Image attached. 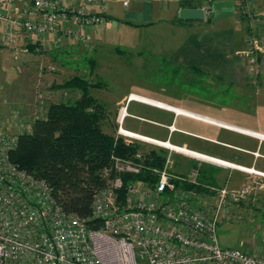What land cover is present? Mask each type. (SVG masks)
I'll list each match as a JSON object with an SVG mask.
<instances>
[{"label":"built area","instance_id":"built-area-1","mask_svg":"<svg viewBox=\"0 0 264 264\" xmlns=\"http://www.w3.org/2000/svg\"><path fill=\"white\" fill-rule=\"evenodd\" d=\"M105 1L0 0L3 39L15 45L20 35H29L40 41L52 37L59 47L63 41L88 46L92 32L105 22ZM235 1L238 18L256 15L254 0ZM249 39L253 73L259 42L253 36ZM127 117V106L120 108L117 134L168 151L163 166L145 168L139 162L141 153L128 160L111 156L102 169L105 185L87 217L65 211L44 180L11 162L18 137L31 128L19 134L0 126V264H264V254L222 248L217 238L228 210L251 196L249 186L232 192L225 186L202 184L198 169L174 175L172 155L198 164L206 161L172 149L185 147H165L159 141L126 133L123 123ZM168 129L175 131L174 126ZM142 173L147 180L137 178ZM124 177L130 178L124 183ZM185 184L202 191L186 190Z\"/></svg>","mask_w":264,"mask_h":264},{"label":"rangeland","instance_id":"rangeland-1","mask_svg":"<svg viewBox=\"0 0 264 264\" xmlns=\"http://www.w3.org/2000/svg\"><path fill=\"white\" fill-rule=\"evenodd\" d=\"M162 16L166 17V14ZM169 16L171 17L170 14ZM244 21L248 23L244 32V42L248 50L247 44L251 40L249 38L253 36L259 41L256 31L259 20L253 14L251 18ZM120 37L121 40L118 39L120 42L107 45L112 53H104L98 57L99 59H95L94 54L90 56L95 63L93 70L90 68L88 59L86 62H78L76 70L67 69L62 63H54L48 50H44L43 53L38 51L40 55H30L31 66L30 63L25 64L15 60L17 50H3L0 53V126L3 125L8 132L12 133L26 132V127L32 128L35 121L44 118L45 110L50 103L71 97L61 91L52 90L51 86L62 83L74 74H80L87 76L91 82L99 84L97 89L91 90V94L100 104L107 106V120L113 134L125 141H136L143 151L165 149L117 134L115 121L117 113L120 108L126 106L132 94L139 98L147 97L164 101L182 109L192 108L196 110L195 114L216 120H208V122L219 126L225 123L236 132L204 123V121L202 124L198 119L163 111V114L172 116L173 120L176 118L178 127L187 126L194 131H201L204 128L219 137L226 135L252 138L264 143V140L252 136L255 134L253 132L264 134V87L258 74L249 76L245 86L239 83L209 80L195 75L191 71L194 70L193 68L183 63L179 64L175 60V53L171 56L174 63L170 61L169 55L172 50H175L176 38L172 37L170 28L163 25L156 29H138L133 33L127 29ZM178 37L181 38V36ZM116 50L120 53H116ZM259 55L257 51L256 64L253 66L257 73L259 72ZM196 105L200 110L194 109L197 108ZM166 109L169 108L166 107ZM127 110L130 113L128 120L134 122L137 128L141 127L139 120L134 121L138 117L155 120L158 114H162L160 111L157 112L161 108L135 101ZM142 122L146 123V121ZM124 125L125 129L138 131L139 136L143 135L141 133H146L133 126L128 128L126 123ZM146 126L151 127L147 124ZM238 127H246L244 129L250 131L246 132ZM156 130L160 129L156 128ZM236 167L246 175H244L245 183L238 188L223 186L232 192H239L243 186H249L248 189L252 190V193L247 199L239 201L235 208L228 210L226 222H221L217 230L218 242L222 248H237L253 256L262 255L264 254V173ZM206 181L213 187H222L217 184L216 179L215 182Z\"/></svg>","mask_w":264,"mask_h":264},{"label":"crops","instance_id":"crops-1","mask_svg":"<svg viewBox=\"0 0 264 264\" xmlns=\"http://www.w3.org/2000/svg\"><path fill=\"white\" fill-rule=\"evenodd\" d=\"M123 2H127V4L124 5ZM206 2H208L206 11L213 13L212 18H206L203 21L178 22L180 9L203 8ZM184 4L188 5L184 6ZM254 4L256 6V16L259 20V25L256 27L260 53L258 73L257 71L253 73L250 71V58L244 42V32L247 24L237 17L235 0H106L104 10L106 19L103 24L92 32V44L82 46L74 44L72 41H63L59 47L54 44L52 37L40 41L34 36L20 35L16 44L10 45L3 39L0 25V44L2 46L0 53L7 49L17 50L18 53L16 59L15 57L14 59L25 64L30 63L31 66L32 59L29 58L30 55H40L38 51L43 53L44 50H48L54 63L59 62L67 69L76 70L78 62H86L88 55L93 56L94 54V58L99 59L98 57H101L104 53H112L107 45H111L112 42H120L118 39L121 40L120 36L123 35L125 30L128 29L133 33L138 29H156L163 25L170 28L172 37L176 38L175 50H172L169 55L170 61L173 62L174 59L172 60L171 56H174L175 53V60L179 64H186L205 74L198 75L200 77L215 81L239 83L244 86L249 76L253 77L258 74L264 87V0H254ZM90 10L93 11V8H90ZM165 14L166 17L162 16ZM178 36H181V38ZM136 98L139 97L132 94V99L135 100ZM143 98H146L147 101L152 100L161 103L169 109L161 108V110H158L157 112L160 111L162 114H158L155 120H146L137 116L138 118L134 121L139 120L141 123L139 128L135 126L134 122L128 120L130 117H127L123 123L124 129L126 123L128 128L133 126L141 132H146L145 134L141 133L143 135L140 134L142 137L163 143L167 142L172 146H183L191 152L211 158L210 160L213 158L264 173V143L252 138H237L226 135L219 137L204 128L201 131H194L188 129L187 126L178 127L176 118L173 120L172 116L169 117V115L163 114V111L164 113L169 111L176 115L198 119L201 121L200 123L202 121L210 123L208 120L213 119L195 114L196 110L192 108L182 109L164 101ZM132 102L134 101L126 102L127 109H129ZM138 102L152 106L150 103ZM196 107L194 109L200 110L198 105ZM20 108L23 109L24 107ZM142 121H146V123ZM146 124L151 125V127L146 126ZM170 126H174L175 131L170 132L168 129ZM156 128L160 130H156ZM244 128L246 127L240 129L246 132L250 131ZM125 131L138 134V131L127 128ZM253 133L256 135L243 134L264 140V134ZM257 135L259 136L257 137ZM173 161L172 173L174 175L181 176L191 169H198L200 172L199 181L202 184L211 185L206 180L215 182L216 179L219 186L227 185L228 188H238L246 180V175L240 172L241 170L234 168H224L208 162L198 164L197 161L181 155H173Z\"/></svg>","mask_w":264,"mask_h":264},{"label":"trees","instance_id":"trees-1","mask_svg":"<svg viewBox=\"0 0 264 264\" xmlns=\"http://www.w3.org/2000/svg\"><path fill=\"white\" fill-rule=\"evenodd\" d=\"M102 16L106 19L105 13ZM116 53L119 54V50ZM90 56L87 59L93 70L95 63ZM191 71L197 76L205 75L199 70ZM98 85L80 74L52 85V90L71 97L50 103L44 118L35 121L29 133L18 137L17 147L10 153L11 162L19 169L50 186L54 198L65 211L82 217L89 215L97 192L105 185L102 169L109 164L111 156L128 160L141 153L139 162L145 168L160 169L166 155L161 149L143 151L136 141H125L113 134L107 120V106L91 94ZM129 178L124 177V183ZM137 178L148 179L144 173ZM182 186L189 191H202L199 186Z\"/></svg>","mask_w":264,"mask_h":264},{"label":"bare ground","instance_id":"bare-ground-1","mask_svg":"<svg viewBox=\"0 0 264 264\" xmlns=\"http://www.w3.org/2000/svg\"><path fill=\"white\" fill-rule=\"evenodd\" d=\"M138 101H141V102H145V103H150L151 105H153V106H156V107H158V108H163V109H166V107L163 105V104H161V103H157V102H153V101H147V100H145V99H143V98H136ZM130 101H136V102H138L137 100H134V99H132V96H130V99H129ZM221 123V122H220ZM221 125V127L222 128H225V129H229V130H232L231 129V127H229L227 124H225V123H221L220 124ZM125 131V130H124ZM233 131H235V130H233ZM126 133H128V134H131V133H129V132H127V131H125ZM133 136V135H132ZM139 136V135H138ZM259 135H257V137H258ZM261 137V136H260ZM155 143H157V142H155ZM158 144H160V145H162V146H165V147H169V146H172V145H170L169 143H164V144H161L160 142L158 143ZM172 149H175L177 152H179L180 154H183V155H186V156H194L195 158H199V159H202V160H204V161H206V162H209V163H214V164H218V165H222V166H226V167H231V168H234V169H236L237 167L235 166V165H232V164H229V163H226V162H222V161H218V160H214V159H212V160H210L211 158H209V157H204V156H200V155H195V154H192V153H189L188 151H187V149H183V148H173L172 147Z\"/></svg>","mask_w":264,"mask_h":264},{"label":"water","instance_id":"water-1","mask_svg":"<svg viewBox=\"0 0 264 264\" xmlns=\"http://www.w3.org/2000/svg\"><path fill=\"white\" fill-rule=\"evenodd\" d=\"M208 2L202 8H182L179 10L178 19L181 21H203L206 18H212L213 13L207 12Z\"/></svg>","mask_w":264,"mask_h":264}]
</instances>
